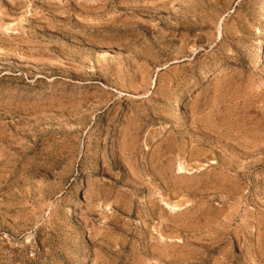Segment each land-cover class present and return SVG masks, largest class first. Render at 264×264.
I'll return each instance as SVG.
<instances>
[{"label":"rangeland","instance_id":"rangeland-1","mask_svg":"<svg viewBox=\"0 0 264 264\" xmlns=\"http://www.w3.org/2000/svg\"><path fill=\"white\" fill-rule=\"evenodd\" d=\"M0 264H264V0H0Z\"/></svg>","mask_w":264,"mask_h":264},{"label":"bare ground","instance_id":"bare-ground-1","mask_svg":"<svg viewBox=\"0 0 264 264\" xmlns=\"http://www.w3.org/2000/svg\"><path fill=\"white\" fill-rule=\"evenodd\" d=\"M165 4V3H164ZM164 6V5H163ZM180 164V163H179ZM183 166V165H182ZM180 167V166H179ZM185 169V168H184ZM178 170V169H177ZM180 170H182V169H180ZM183 172V171H182ZM174 207V206H173Z\"/></svg>","mask_w":264,"mask_h":264}]
</instances>
